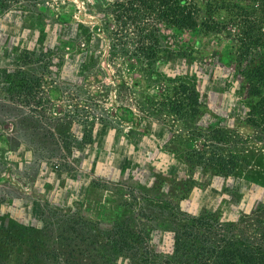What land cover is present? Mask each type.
Returning a JSON list of instances; mask_svg holds the SVG:
<instances>
[{"label": "rangeland", "instance_id": "obj_1", "mask_svg": "<svg viewBox=\"0 0 264 264\" xmlns=\"http://www.w3.org/2000/svg\"><path fill=\"white\" fill-rule=\"evenodd\" d=\"M32 12L40 16L33 25L26 22ZM103 16L91 0H0V264H90L72 247L65 257L56 253V243L47 240L52 235H43L49 214L132 219L159 255L173 244L170 233L155 227L164 201L180 212L203 208L228 220L243 211L249 217L236 228L246 235L254 220H264V195L241 185L235 198L229 180L205 169L204 141L191 140L171 108L184 98L180 78L194 76L201 123L264 147V134L245 123L246 108L226 85L229 68L219 67L232 42L178 34L190 57L172 54L177 47L170 46L163 74L149 78L130 56V27L108 16L106 27ZM77 25L92 39L70 40ZM48 46L58 58L38 72L42 89L34 98L8 96L7 71L36 67L35 57ZM40 237L47 243L37 242Z\"/></svg>", "mask_w": 264, "mask_h": 264}, {"label": "trees", "instance_id": "obj_2", "mask_svg": "<svg viewBox=\"0 0 264 264\" xmlns=\"http://www.w3.org/2000/svg\"><path fill=\"white\" fill-rule=\"evenodd\" d=\"M93 4L104 13L102 25L107 27L108 16L120 28L130 27L134 36L128 41L134 46L130 56L149 78L159 79L163 74L166 56L172 53L170 46L177 47L172 54L190 57L180 49L178 34L222 35L231 41L230 58L221 59L219 67L229 68L226 85L233 97L242 100L245 123L264 134V0H93ZM27 17L26 22L33 25L40 16L32 12ZM77 26L70 40L92 39L85 27ZM56 56L48 46L35 57L36 67L20 65L7 71V95L34 98L43 87L44 76L38 72L54 65ZM178 82L184 98L172 103V112L185 130H190L191 140L204 141L209 155L204 158L205 169L229 180L226 188L235 198L240 196L241 185L264 195V147L247 143L225 127L203 125L198 117L202 105L197 79L183 76ZM157 209L162 217L156 229L170 233L173 240L171 251L161 255L148 245L145 228L138 229L126 217L103 222L49 214V219H43V235H52L47 240L56 243L59 256H67L63 251L72 247L90 264H118L119 260L128 264H264V220H254L250 235H246L236 228L241 219L249 217L240 210H236V221L203 208L197 214L180 212L169 201L158 204ZM254 224L262 228L256 229ZM47 240L36 239L41 243Z\"/></svg>", "mask_w": 264, "mask_h": 264}, {"label": "water", "instance_id": "obj_3", "mask_svg": "<svg viewBox=\"0 0 264 264\" xmlns=\"http://www.w3.org/2000/svg\"><path fill=\"white\" fill-rule=\"evenodd\" d=\"M91 1H93V0H91Z\"/></svg>", "mask_w": 264, "mask_h": 264}]
</instances>
